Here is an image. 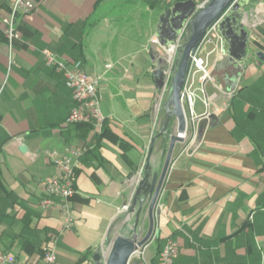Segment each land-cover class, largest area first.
<instances>
[{
  "label": "crops",
  "instance_id": "1",
  "mask_svg": "<svg viewBox=\"0 0 264 264\" xmlns=\"http://www.w3.org/2000/svg\"><path fill=\"white\" fill-rule=\"evenodd\" d=\"M181 1L186 0H31L32 11L18 18V66L9 78L4 32L10 5L0 2V86L7 79L0 97L1 252L37 260L48 235L63 227L59 199L42 207L50 197L41 182L59 174L54 161L70 148L85 153L70 201L74 222L58 243L56 264H98L96 252L105 260L110 240L130 236L135 217L124 222L120 209L146 165L168 96L161 97L156 87L160 66L152 61L153 53L163 60L168 54L151 40L157 39L161 15ZM246 11L249 59L238 76L227 71L213 76L223 55L210 54L215 44L199 50L212 66L213 80L195 83L196 137L176 145L153 237L131 264H159L168 239L179 246L174 264H264V63L254 56L264 54V0ZM45 50L100 79L105 133L67 124L73 92L48 67ZM207 100L222 112L201 119L209 113ZM186 114L190 119L188 109ZM177 128L172 122L170 133ZM164 161L158 140L154 172H161ZM147 208L141 237L149 228Z\"/></svg>",
  "mask_w": 264,
  "mask_h": 264
},
{
  "label": "water",
  "instance_id": "2",
  "mask_svg": "<svg viewBox=\"0 0 264 264\" xmlns=\"http://www.w3.org/2000/svg\"><path fill=\"white\" fill-rule=\"evenodd\" d=\"M262 0H205L201 5L194 0L177 2L161 15L157 29V40L164 53H170L177 45L181 32L185 29V38L176 58L173 76L169 84L168 96L163 104L164 116L157 134L153 137L146 165L136 184L130 213L135 217V225L130 236L119 235L113 241L104 260L100 251L94 254L95 263L131 264L134 256L140 254L151 241L155 231V213L161 191L166 181L176 145L183 140L178 137L186 131V116L181 102L182 92L189 73L192 57L200 48L207 31L226 13L219 24V33L223 39L221 47L222 60L213 72V76H222L227 71L238 76L241 67L249 59L251 34L246 27L245 19L251 16L247 9ZM256 59L264 63V54L257 52ZM152 61L160 66L154 72L157 89L164 87L165 60L157 53L152 54ZM177 122L176 134L170 133L172 122ZM162 141L165 161L161 172H154L152 155L156 142ZM147 208L149 228L144 237L140 235V223ZM141 255V254H140ZM103 261V262H102Z\"/></svg>",
  "mask_w": 264,
  "mask_h": 264
},
{
  "label": "built area",
  "instance_id": "3",
  "mask_svg": "<svg viewBox=\"0 0 264 264\" xmlns=\"http://www.w3.org/2000/svg\"><path fill=\"white\" fill-rule=\"evenodd\" d=\"M10 5V14L5 20L4 35L9 46V66L7 78L14 72L18 64L15 59V43L20 39V31L17 27L18 18L21 15L29 14L33 9L31 0H0ZM226 12L206 33L200 48L205 44H215V48L210 54L220 53L223 45V39L219 33V24L226 17ZM185 38V29L181 32L177 45L174 50L168 53L165 58V73H164V87L161 90V97L168 93L169 84L173 76V70L179 50ZM151 44H158L156 38L151 40ZM192 57L187 81L182 92L181 102L186 116V131L179 134L178 137L182 140L194 139L196 137L197 129L195 123L197 118L195 116V103L197 94L195 90L196 81L200 84H206L213 80L212 66L208 60L199 55V50ZM48 67L61 73L65 78L66 86L72 90L75 106L71 110L67 119L68 125L86 124L93 127L96 133H102L105 124L106 116L102 111L101 97L98 93V85L100 79L91 78L88 76L81 67L80 63L69 65L57 59L56 55L49 50L43 51ZM4 85L0 86V97L5 88ZM209 113L201 119L210 117V112L221 113L222 109L212 107L210 101L205 102ZM160 109V105L158 107ZM186 109L190 112V119L187 117ZM192 128V129H190ZM192 130V132L190 131ZM85 149L70 148L67 150L63 157L55 159L54 163L59 171L57 176L47 177L41 182L42 190L50 197L42 202L43 208H48L56 203L54 199H59L61 202L57 205L63 215L64 224L60 229L52 231L48 235V240L42 249L41 255L37 260L18 259L14 254L0 251V264H56L57 262V248L58 243L65 232L69 229L74 222V218L70 209V201L76 195L75 179L76 171L81 167V160L84 157ZM138 182V180H137ZM137 184V183H136ZM133 188V187H132ZM136 185L133 188L131 199L120 209V215L124 218V222L130 223L133 214L130 213L133 194ZM141 254V253H140ZM179 255V246L172 239H168L159 255V264H174Z\"/></svg>",
  "mask_w": 264,
  "mask_h": 264
},
{
  "label": "trees",
  "instance_id": "4",
  "mask_svg": "<svg viewBox=\"0 0 264 264\" xmlns=\"http://www.w3.org/2000/svg\"><path fill=\"white\" fill-rule=\"evenodd\" d=\"M106 123H107V121H106ZM76 126H81V127L86 128V129H87L88 127L91 128L90 125H86V124H77ZM106 129H107V125L105 124L104 133H105ZM76 174H77V171H76ZM121 220H122V219H121Z\"/></svg>",
  "mask_w": 264,
  "mask_h": 264
}]
</instances>
